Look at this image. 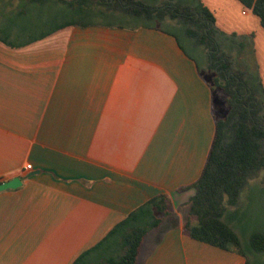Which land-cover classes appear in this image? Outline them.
Wrapping results in <instances>:
<instances>
[{"label":"crops","instance_id":"1","mask_svg":"<svg viewBox=\"0 0 264 264\" xmlns=\"http://www.w3.org/2000/svg\"><path fill=\"white\" fill-rule=\"evenodd\" d=\"M214 132L208 81L157 26L98 21L0 43V182L22 179L0 193V264H73L161 195L173 215L145 235L136 264H254L260 253L183 229L194 190H180L200 177Z\"/></svg>","mask_w":264,"mask_h":264},{"label":"trees","instance_id":"2","mask_svg":"<svg viewBox=\"0 0 264 264\" xmlns=\"http://www.w3.org/2000/svg\"><path fill=\"white\" fill-rule=\"evenodd\" d=\"M1 1L0 43L10 48L31 44L67 26L95 23H56L52 16L47 17L48 20L40 17L39 22L33 20L26 23L28 12L35 11L33 8L53 4L63 6L62 12L65 14L70 11L72 15L81 17L94 12L96 7L101 15L123 13L130 18L169 20L205 49L211 79L204 77L212 91L215 132L200 177L192 185L180 190H194L187 202L183 229L191 239L212 247L232 250L231 246H240V237L225 216L229 207L237 205L238 197L248 182L261 172L264 173V88L256 67L254 71H250L248 65L234 67V46L227 50L219 44L213 14L199 0H164V5L160 7L148 6L139 0ZM238 1L251 11L264 30V0ZM49 20H53V25L49 24L47 29L42 30ZM161 30L174 36L181 46L174 33ZM239 45L241 51L249 46L248 52L252 54L251 44ZM172 215L167 196L152 198L129 213L104 240L80 255L73 264H136L145 235L160 227ZM114 239L116 249L112 255L92 260L94 254L101 252L105 244H110ZM246 248L249 253L234 250L246 259L248 254L264 252V234L253 233ZM246 264L251 263L247 260Z\"/></svg>","mask_w":264,"mask_h":264},{"label":"rangeland","instance_id":"3","mask_svg":"<svg viewBox=\"0 0 264 264\" xmlns=\"http://www.w3.org/2000/svg\"><path fill=\"white\" fill-rule=\"evenodd\" d=\"M140 2L152 6L160 7L164 5V0H139ZM203 5H209L210 9L215 11V29L217 31L216 37L219 44H222L227 50L234 46L232 51L234 59V67L242 68V65H248L250 71H254L256 67L257 75L259 76L263 88H264V30L258 23L256 17L248 12V15H242L244 10L241 4L236 0H199ZM207 7V6H206ZM35 11H29L26 20L34 22L42 19L52 18L56 19V23L62 21H82V22H103L106 24L115 25H139L150 24L157 26L161 29H166L174 33L180 44L184 49L196 60L202 75L206 76L210 80V73L208 70V58L205 49L196 44L194 40L188 38L180 27L172 25L169 20L130 18L123 15V13H109L101 15L94 7V12L84 15L76 16L72 15L70 11L67 14L62 12L63 8H59L58 5L50 4L44 7H35ZM247 11V10H246ZM37 13V15H35ZM36 16V17H35ZM48 17V18H47ZM39 18V19H38ZM47 23V22H46ZM53 20H49L43 29H47L53 25ZM40 30V29H39ZM250 35V36H248ZM253 36V38H252ZM254 39V46L252 44ZM239 44H251L252 54L249 53V46L243 51L240 50ZM240 54V55H238ZM242 64V65H241ZM264 173L261 172L256 178L250 180L244 187L238 197V203L235 207H229L225 219L239 235L241 245L231 246L232 250L237 249L244 253H249L246 245L250 236L255 233L264 234ZM188 206L180 208V213L183 215L187 213ZM101 252L94 254L92 260L109 257L116 249L115 239L111 240ZM254 264H264V252L256 255Z\"/></svg>","mask_w":264,"mask_h":264},{"label":"water","instance_id":"4","mask_svg":"<svg viewBox=\"0 0 264 264\" xmlns=\"http://www.w3.org/2000/svg\"><path fill=\"white\" fill-rule=\"evenodd\" d=\"M32 175V174H30ZM22 185V179L15 177L7 181L0 182V193L7 190H15Z\"/></svg>","mask_w":264,"mask_h":264},{"label":"built area","instance_id":"5","mask_svg":"<svg viewBox=\"0 0 264 264\" xmlns=\"http://www.w3.org/2000/svg\"><path fill=\"white\" fill-rule=\"evenodd\" d=\"M30 167H31L30 165H26L25 169L30 170Z\"/></svg>","mask_w":264,"mask_h":264}]
</instances>
